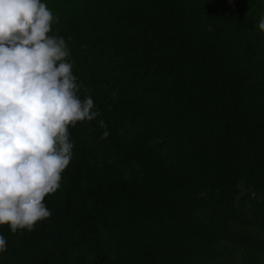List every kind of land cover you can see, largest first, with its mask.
I'll return each mask as SVG.
<instances>
[{"label": "trees", "instance_id": "obj_1", "mask_svg": "<svg viewBox=\"0 0 264 264\" xmlns=\"http://www.w3.org/2000/svg\"><path fill=\"white\" fill-rule=\"evenodd\" d=\"M45 3L100 116L0 264H264V0Z\"/></svg>", "mask_w": 264, "mask_h": 264}, {"label": "clouds", "instance_id": "obj_2", "mask_svg": "<svg viewBox=\"0 0 264 264\" xmlns=\"http://www.w3.org/2000/svg\"><path fill=\"white\" fill-rule=\"evenodd\" d=\"M55 19L45 0H0V225L13 234L52 216L45 197L73 158L69 129L100 116L65 38L50 34ZM256 26L264 32V14Z\"/></svg>", "mask_w": 264, "mask_h": 264}]
</instances>
